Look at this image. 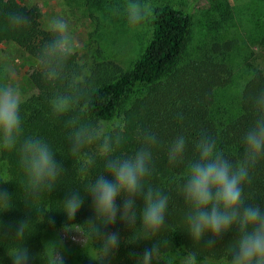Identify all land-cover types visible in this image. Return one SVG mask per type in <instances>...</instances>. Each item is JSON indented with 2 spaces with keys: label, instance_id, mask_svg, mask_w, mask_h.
I'll list each match as a JSON object with an SVG mask.
<instances>
[{
  "label": "clouds",
  "instance_id": "obj_1",
  "mask_svg": "<svg viewBox=\"0 0 264 264\" xmlns=\"http://www.w3.org/2000/svg\"><path fill=\"white\" fill-rule=\"evenodd\" d=\"M151 11L145 0H127L124 8L130 25L143 23ZM0 20L10 29L23 28L31 22L25 11L14 7L0 8ZM48 29L51 36L39 49L38 66L45 81L64 85L63 90L49 98L50 109L56 117L63 118L70 152L79 160L78 171L87 176L97 158L103 165L101 172L88 179L85 195L72 191L64 196L60 211L68 221L76 216L85 197L90 199L92 210L90 219L83 224H72L75 228L67 224L65 230L78 233V238L73 240L82 247L86 242H94L96 260L100 264H112L122 237L118 231L108 229L119 220L130 230L123 243L148 242L141 252L128 253L133 258L132 264H157L166 244L160 234L166 226L169 206L168 195L147 183L152 174L151 148L157 143V137L149 129H137L142 141L140 147L130 154L118 152L125 137L119 131L108 132L103 125L85 119L82 109L77 110L84 91L75 84V73L69 64L73 38L68 21L50 17ZM6 73L11 78L14 69L8 66ZM21 102V93L15 85L0 83V150L18 155L25 204L24 218L5 223L3 214L15 207L14 199L18 198L0 188V238L17 242H22L35 225L44 221V214L49 210L34 208L33 204L55 189L64 171L62 161L44 138L24 133ZM251 102L255 117L242 134L243 155L239 163L234 164L217 148L213 136L201 132L195 142L198 156L188 161L181 185L187 204L186 233L193 242L214 248L227 234L234 233L224 264H264V206L249 202L245 196L251 170L264 159V89ZM90 146H95V150H88ZM185 147V136L177 135L168 146V160L182 162ZM7 182L0 181V184ZM51 222L49 218L48 223ZM46 244L48 264H66L62 244L57 241ZM7 256L11 264H31L33 259L23 243H14ZM180 264H198L196 253L185 252Z\"/></svg>",
  "mask_w": 264,
  "mask_h": 264
},
{
  "label": "trees",
  "instance_id": "obj_2",
  "mask_svg": "<svg viewBox=\"0 0 264 264\" xmlns=\"http://www.w3.org/2000/svg\"><path fill=\"white\" fill-rule=\"evenodd\" d=\"M8 7L25 11L31 21L23 28L10 29L0 20V42L16 44L36 62L29 76L35 92L21 104L24 133L44 138L57 159L62 161L64 171L55 189L33 204L34 208L49 210L44 214V221L35 225L22 242L0 238V264H11L7 251L14 243H23L29 249L33 256L31 264H48L43 242L45 232L65 229L67 224L69 227H76L72 224H83L92 217L90 199L85 197L76 216L68 221L60 211L64 196L72 191L85 195L88 179L101 172L103 165L97 158L87 176L78 171L79 160L70 152L68 130L64 127L63 118L56 117L50 109L49 98L54 92L63 90L64 85L62 82L51 84L40 73L37 55L41 45L51 36L50 31L42 27L40 8H25L18 0H0V8ZM153 25L150 43L134 67L128 71L107 64L99 66L98 71L85 77L78 56L70 52L69 64L75 73V84L84 91V96L76 107L77 110H83L85 119L101 125L102 122L112 121L122 114L123 126L109 131H119L125 137L118 152L130 154L140 147L142 141L137 135V129H149L156 135L157 143L151 148L152 174L147 178V183L169 197L166 226L160 234V239L166 241V244L161 249V259L157 264H169L171 258H175V264H180L181 256L187 251L195 252L199 263L224 264L234 233L227 234L214 248L193 242L186 233L184 215L187 204L181 185L188 161L198 156L195 142L201 132L213 136L217 148L234 164L239 163L243 155L242 134L255 117L252 98L264 89V69L253 72L246 82L238 107L234 109V116L223 115L220 120L219 112L213 109L216 90L225 88L231 80L226 57L228 52H221L222 56L219 58L222 60H216L210 55L204 60L182 65L181 60L191 32V12L171 5L157 6L154 9ZM235 47L234 41V49ZM133 93L135 99L128 105V99ZM181 134L186 138L184 159L182 162L172 163L167 158L168 146ZM88 150L94 151L95 146H90ZM0 161L7 167V176L0 177V181H8L0 184V188L14 196L16 194L18 198L14 199L15 207L2 217L5 223H13L24 218L25 213L22 201L24 192L21 187L23 171L15 152L0 150ZM250 176V182L245 186V196L249 202L264 206V159L251 170ZM117 203L119 204V200ZM31 215L34 217L35 213ZM49 218L51 223H48ZM108 230L118 231L122 237L112 264H132L133 258L128 253H139L148 244L142 240L132 244L123 243L130 235V230L119 220ZM138 231L137 229V233ZM92 246L96 251L97 245L92 242Z\"/></svg>",
  "mask_w": 264,
  "mask_h": 264
},
{
  "label": "rangeland",
  "instance_id": "obj_3",
  "mask_svg": "<svg viewBox=\"0 0 264 264\" xmlns=\"http://www.w3.org/2000/svg\"><path fill=\"white\" fill-rule=\"evenodd\" d=\"M18 1L25 8H40L44 29H48L50 17H62L68 21L73 38L70 52L78 56L85 77L107 64L131 70L153 37L154 9L157 6L171 5L191 12V32L182 65L204 60L210 55L222 60L219 58L221 52H228L231 80L215 94L213 111L219 112V119L223 115L234 116L246 82L253 72L264 69V0H145L152 11L139 25L127 22L124 12L127 0ZM35 65V60L16 44L0 42V83L15 85L21 93V104L35 92L29 80ZM8 66L14 69L11 78L6 73ZM134 99L133 93L128 105ZM102 125L108 132L123 126L122 114L112 121L102 122ZM6 176L7 167L0 161V177ZM78 236L71 230H47L43 237L47 255L49 246L46 243L57 241L63 246L66 264H100L92 242H86L82 247L73 240ZM174 260L171 258L168 263L173 264Z\"/></svg>",
  "mask_w": 264,
  "mask_h": 264
}]
</instances>
